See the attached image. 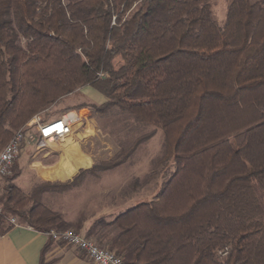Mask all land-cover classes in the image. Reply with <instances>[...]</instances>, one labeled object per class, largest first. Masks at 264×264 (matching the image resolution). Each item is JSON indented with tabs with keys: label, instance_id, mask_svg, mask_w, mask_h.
Instances as JSON below:
<instances>
[{
	"label": "trees",
	"instance_id": "1",
	"mask_svg": "<svg viewBox=\"0 0 264 264\" xmlns=\"http://www.w3.org/2000/svg\"><path fill=\"white\" fill-rule=\"evenodd\" d=\"M86 87L104 101L75 109L158 128L157 164L172 165L152 199L94 220L86 239L123 264H264V0H227L221 23L211 0H0V151ZM149 136L28 195L15 171L0 192V235L10 216L48 242L79 233L82 220L41 196L118 167Z\"/></svg>",
	"mask_w": 264,
	"mask_h": 264
},
{
	"label": "rangeland",
	"instance_id": "2",
	"mask_svg": "<svg viewBox=\"0 0 264 264\" xmlns=\"http://www.w3.org/2000/svg\"><path fill=\"white\" fill-rule=\"evenodd\" d=\"M226 6L227 0H211L213 15L219 23L224 18ZM94 95L98 96L96 93ZM80 103L97 104L91 91L82 88L65 96L59 104L38 114L43 121L53 120L69 111L80 110L74 108ZM67 106L72 109L65 110ZM81 109L88 112L85 114L81 111L82 117L77 120L69 138L40 144L33 138L31 130H26L28 143L22 144L10 174L0 178V192L7 184L6 179L18 171L19 174L12 182L17 187H22L23 191H20L24 195H28L31 191L28 193L25 190L35 178L29 171L32 161H36L39 166H46L58 160L62 154L68 153V147H75L79 155L89 158L85 159L87 164L90 161L96 164L116 157L120 150H126L137 137L150 133L118 167L96 173L100 174L96 179L88 177L80 180L75 188H70L71 190L52 192L45 196L42 204L51 210L64 212L65 217L71 220L69 222H76L81 216L88 217L97 213L94 208L110 207V215H115L134 203L153 198L163 178L172 170L170 161L166 166L157 164L163 155L161 131L152 125L138 123L129 114L117 109L103 116L91 112L87 107ZM127 198L131 199L128 203Z\"/></svg>",
	"mask_w": 264,
	"mask_h": 264
},
{
	"label": "crops",
	"instance_id": "3",
	"mask_svg": "<svg viewBox=\"0 0 264 264\" xmlns=\"http://www.w3.org/2000/svg\"><path fill=\"white\" fill-rule=\"evenodd\" d=\"M88 89L91 91L92 97L96 100L97 104H101L104 101L103 97L100 94H98L91 88ZM94 93H96L98 96L94 95ZM46 143L49 144L52 143V141H48ZM68 150V153L62 154L58 160L52 163L50 162L46 166H39L36 161H32L31 165H29V171L31 175L33 174V177L35 178L32 183H30V186L28 185V188L25 191L29 193L35 186L47 181H71L76 175H78L81 170L89 169L94 165L92 164V161L87 164V161L85 159L89 158L79 155L75 147L71 149L68 147ZM98 175L100 174H85L79 179V181L88 177L96 179ZM78 185L79 184H77V186ZM75 187L76 186H74L73 188ZM17 188L23 191L22 187L19 186ZM50 193L52 192H46L41 196L42 203L44 201L45 196L49 195ZM130 200V198H127L126 203H128ZM135 204L136 203L128 206L127 208ZM109 209L110 207L94 208V210L98 211L97 213L90 214L88 217H79L78 219L82 220V226L79 234L83 236L90 224L98 218H104L106 220L112 219L117 213L115 215H110ZM54 211L59 212L64 220L71 221L69 218L65 217L64 212L58 210ZM44 248L45 250L42 253V250ZM0 264L93 263L85 256L83 252L77 250L73 246L57 241L48 242V238L46 235L40 232H36L29 227L20 226L11 227L3 235H0Z\"/></svg>",
	"mask_w": 264,
	"mask_h": 264
},
{
	"label": "built area",
	"instance_id": "4",
	"mask_svg": "<svg viewBox=\"0 0 264 264\" xmlns=\"http://www.w3.org/2000/svg\"><path fill=\"white\" fill-rule=\"evenodd\" d=\"M82 110L85 114L88 112L86 109L73 110L49 121H43L40 114L32 116L22 128L13 134L0 151V178L10 174L11 166L19 155L22 144L24 142L28 143L26 137V134H28L26 132L27 129L31 130L33 138L40 144L48 141L57 142L72 134L74 125L82 117ZM7 223L10 227L23 226L13 216L7 218ZM50 236L53 241L66 243L83 252L93 264H123L112 252L98 247L93 241L72 230L51 231Z\"/></svg>",
	"mask_w": 264,
	"mask_h": 264
}]
</instances>
